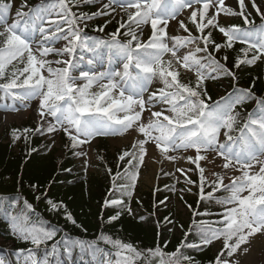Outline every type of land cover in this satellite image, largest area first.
I'll list each match as a JSON object with an SVG mask.
<instances>
[{"label": "snow or ice", "instance_id": "snow-or-ice-1", "mask_svg": "<svg viewBox=\"0 0 264 264\" xmlns=\"http://www.w3.org/2000/svg\"><path fill=\"white\" fill-rule=\"evenodd\" d=\"M93 3L102 6L92 13L77 14L70 6ZM113 5L121 8L127 20L122 17L118 27L108 33L106 39L85 32L87 21L109 16L115 12ZM239 6L241 11L238 14L250 25L247 28L219 23L220 13L237 14L225 6V0H108L107 3L103 0H40L32 7H28L27 0H24L10 23L9 13L14 4L10 0H0V25H3L0 30V91L12 101L0 107L5 112H16L30 107L31 101L38 99L40 123L34 130L25 128V134H55L62 130L77 157L86 156L84 146H90L98 137L122 136L129 131L142 136L134 139L130 150H124L118 156L119 161H126L124 176L128 182L119 188L129 202L105 199V208L114 206L121 209L107 218L108 223L117 221L123 210L129 215L134 214L130 200L148 154L149 143L159 150L160 164L165 160H184L194 165V168L176 169L183 176L185 185L179 190L180 199L184 193H192L193 187L198 189L193 193L199 197L195 209L184 202L192 210L193 217L213 214L199 211L203 201L215 199L218 204L233 205L218 213L221 217L218 221L197 222L193 219L199 239L189 241L193 231L190 225L176 249L165 252L167 243L163 247L157 243L155 247L140 250L103 232L92 241L68 236L55 240L61 231L59 226H38V223H46L39 221L25 227L21 223L22 219L26 220L23 213L13 216L0 203V215L8 223L11 233L32 245L28 249L17 250L18 260L23 257V264H68L73 251L79 248L81 258L89 253L93 260L97 253L105 257L114 254L116 264H135L138 259H144L145 264H198L184 250H202L214 241L222 240V248L209 264H242L241 257L249 252L246 245H250L257 234L264 236V96H257L253 91L259 77L254 78L253 84L247 88L234 85L231 92L217 100H212L205 86V80L209 78L228 76L237 79L236 73L227 67L228 56L224 55L225 63H221L213 54L233 48L236 42L246 47L240 49L243 57L237 56L235 68L264 62V13L252 0V7L261 15V23L256 25L244 14L245 0H239ZM25 8L27 11L23 10ZM184 8L192 9L188 21L199 35H193L185 21L179 20V28L187 35L170 36L169 22L176 19ZM213 8L215 11L210 13ZM54 13L56 19L52 18ZM81 23L84 27L80 26ZM108 23L110 21L106 20L104 26H98L94 31L103 32ZM146 26L151 31L145 40ZM210 28L223 34L226 38L224 43H217L212 38V31L206 32ZM60 42H63L61 47H54ZM193 44L196 45L193 51H182ZM210 47L212 51H209ZM198 53L204 55L199 56ZM165 55H170V58L165 60ZM49 56L61 59H47ZM13 62L23 64V67L9 71ZM181 68L194 71L195 81L182 82ZM81 80L84 82L77 83ZM153 81L162 86L151 91ZM94 86L98 87L97 91H92ZM250 101H255L256 106L237 129L241 115L237 108ZM157 106L162 107L153 110ZM233 132L238 134L234 136ZM18 133V129L12 130L13 142L20 139ZM52 143L55 144L54 139ZM189 151L194 155L171 154ZM209 153H215L211 161H208ZM217 157L223 160L221 167L224 171L214 172L215 179L209 181L201 162L214 163ZM228 170L238 171L240 175L230 177V182L225 184L224 173ZM196 173L198 181L192 179L191 174ZM120 175L117 172V176ZM164 175L172 176L174 173L164 172ZM113 187L117 186L113 184ZM207 187L211 191L206 192ZM171 190L175 191L174 185ZM218 191L229 194L215 197ZM40 198L36 197L37 200ZM47 203L50 211L63 209L66 220L76 224L63 201L48 199ZM24 204L26 209L33 210L27 200ZM164 221L174 223L169 217H164ZM211 224L223 226L212 227ZM48 241H54L50 247ZM100 241L112 245L116 251L112 253L100 248ZM61 249L67 261L61 259ZM0 264H3L2 260ZM102 264H111V261Z\"/></svg>", "mask_w": 264, "mask_h": 264}, {"label": "trees", "instance_id": "trees-1", "mask_svg": "<svg viewBox=\"0 0 264 264\" xmlns=\"http://www.w3.org/2000/svg\"><path fill=\"white\" fill-rule=\"evenodd\" d=\"M31 6L38 4L35 0H30ZM87 13H91V5L88 4ZM117 23L107 24L103 32L94 31L98 26H104L105 22L94 20L93 23L87 24L85 32L90 36L100 38H107V34L113 32L118 27ZM250 21L254 22L252 18ZM238 22V21H237ZM258 25V24H256ZM237 26L247 28L250 25L237 23ZM123 31V30H122ZM209 31L208 29L206 32ZM212 31V38L217 43H224L225 37L218 29H210ZM193 35H199L197 32ZM203 47L202 44H200ZM246 45L236 42L231 49H222L219 53H213L216 59L221 63H225L222 59L224 55L228 56L226 62L227 67L236 73L237 79L233 80L228 76H221L227 83V87L220 83L205 82L208 94L212 100H217L219 97L231 92L233 86L237 87H250L255 80V87L253 91L257 96H264V62H257L256 65L248 66L241 65L239 69L234 67V62L237 56L243 57L240 51ZM209 51H212L211 47ZM251 56V53H249ZM23 67V64L14 63L10 66L12 68ZM180 80L184 83L195 81V77L185 71L180 72ZM224 89V90H223ZM222 91V95L218 93ZM4 97V93L0 91V99ZM255 101H250L242 106H238L237 111L241 113L237 129L247 119V113L255 108ZM38 124L27 121L21 125H10L0 131V203L3 204L5 210L15 216L23 213L26 217L22 219L21 223L28 227L33 222L44 221L43 225L38 223V226L47 227L48 224L52 226H59V231L54 238L60 240L61 237L68 236L70 238H80L82 240H96L97 237L103 232L111 236L114 240L119 239L125 243H131L140 250L155 247L157 243L161 247L167 243L164 248L165 252H172L184 239V233L188 231L189 226L192 225L193 231L190 233L189 241H197L199 238L195 234V225L193 219L197 222L204 221H218L221 219L218 213H222L225 206L218 204L215 199L203 201L200 204L199 211H208L212 215L196 216L193 217L192 210L185 206L192 205L193 209L197 207L198 189L192 191V195H184L182 202L189 210L192 218L183 219L180 213H177L176 205L170 206L167 200L170 198L169 192L171 186L169 184L158 185L152 190H142L138 187V196L135 195L137 186L133 191V196L130 200V207L137 210V215H129L126 210L122 211L119 219L111 223L107 222V218L114 215L120 208L109 206L105 208L103 202L105 199H124L128 203V197L123 196L119 186L124 185L123 180L126 161H119L118 156L124 150H130V146L123 148H112L107 139H100L95 147L97 155V173H89L82 170L76 162V156L73 154L74 150L71 148L70 141L66 135L62 137L63 153L58 154L57 149L50 148L45 133L29 132L25 134V128L35 129ZM18 129L20 139L13 142L12 130ZM234 136L237 132L232 133ZM27 136V139H25ZM17 146L18 150L15 149ZM35 149V151H33ZM30 153V154H29ZM102 157V159L100 158ZM191 165V164H190ZM202 165V164H201ZM205 175L209 181L215 179L214 172L209 171L205 165ZM194 168V165H191ZM70 169L71 171H65ZM111 169V172L108 170ZM117 172L121 175L117 176ZM193 180L199 179L198 173L192 176ZM224 183L226 180L224 179ZM115 184L117 187H113ZM36 185V188L32 186ZM169 186V187H166ZM158 189V190H157ZM206 192L211 191L210 187L205 189ZM229 193L218 191L215 197H224ZM37 196L41 198L36 199ZM167 200L165 201V198ZM63 201L76 220V224H72L66 220L64 210L50 211L47 200ZM27 200L33 206V210L25 208L24 201ZM160 201H165L161 204ZM143 217L145 221H141ZM164 217H169L174 223L168 224L164 221ZM79 225V226H77ZM181 225L183 227L181 228ZM173 229L170 231L169 227ZM212 227H222V224H211ZM54 241H48L50 247ZM32 247L29 242L19 239L13 235L9 229V225L2 215H0V260L3 264H18L17 250L28 249ZM43 247V246H41ZM99 247L106 249L112 253L116 251L112 245L105 244L103 241L99 242ZM187 255L195 258L198 264H209L216 256L211 245L204 247L202 250H184ZM61 259L67 261V256L63 255L61 249ZM39 256V253H38ZM117 257L113 254L110 256H103L97 253L95 260L92 255L84 254L81 258L79 248L73 251L72 259L68 264H102L104 261H111V264H116ZM135 264H145L144 259L136 260Z\"/></svg>", "mask_w": 264, "mask_h": 264}, {"label": "rangeland", "instance_id": "rangeland-1", "mask_svg": "<svg viewBox=\"0 0 264 264\" xmlns=\"http://www.w3.org/2000/svg\"><path fill=\"white\" fill-rule=\"evenodd\" d=\"M7 2H9V0H6ZM28 1V0H27ZM39 1L40 0H36ZM10 2H12L14 4L13 9L10 11L9 13V18L8 21L9 23L15 18V13L16 10L18 9L19 5L21 3L24 2V0H10ZM108 0H103V3H107ZM256 5L261 9V12L264 13V0H255ZM28 4V2H27ZM70 6L72 7V11L76 12L77 14H79V12H84L85 9V5L83 6H72L70 4ZM101 4L100 3H96V9L101 8ZM225 6L229 7L233 10V12L237 13L236 15H232V14H226V13H220V15L218 16V20L219 23L222 26H229L232 24L234 19H238V18H242L243 16L239 15L238 13L241 11L240 6H239V0H225ZM29 7V5H28ZM113 7L115 8V12L111 13L109 17L111 19H116L119 16L124 17L126 16V14H123L124 12L121 10V8L118 5H113ZM193 7H200V5H194ZM25 10H27V8H25ZM190 8H184L181 10L180 14L176 17V19L171 20L169 22V28H168V32L169 35H187V33H185L182 29L179 28V24L178 21L179 20H184L188 22V27L189 29L192 31V33H196L195 29L193 28V26L191 25V23L188 21V17L190 16L191 13ZM215 9H210L209 12L212 13L214 12ZM244 12L248 15H256V16H260V13H257L255 11V9L252 7V0H245V7H244ZM106 17H102V18H106ZM53 19H56L57 17L55 16V13L53 14ZM83 23H81V27H82ZM3 26V25H2ZM45 26L47 27V23L45 24ZM3 28L0 27V30H2ZM150 27H145L144 28V35L145 37H143V39H147V37L150 35ZM63 42L57 43L56 45H54V47H61ZM196 45H189L187 48L183 49L182 51H184L185 53H187L188 51H193L195 49ZM197 55L202 56V53H198ZM59 59H61V57H57ZM68 57H63V59H67ZM170 58V55H165L164 59L167 60ZM47 59H53V56H49L47 57ZM16 63V62H13ZM63 66V65H61ZM53 67H56V65H53ZM183 68L180 69V72ZM185 70V69H184ZM205 71H210V69H205ZM189 73H193L195 74L194 71H187ZM215 74V73H214ZM45 75H47V73L45 72ZM75 75H78V73H75ZM214 79H207L205 81H212ZM82 81V80H81ZM81 81H78L77 83H80ZM162 84H160L158 81H153L152 87H151V91H155L157 90L158 87H161ZM98 87L94 86L92 91H97ZM5 103L11 104V98L8 97L7 99L4 100H0V105H3ZM162 106H157L156 108H154L153 110H160ZM38 112V99L37 100H33L31 101V106L27 107V108H21L19 111L13 112V111H8L5 112L3 110L2 107H0V123L2 128L6 127L10 124H20L26 120L29 119H35L37 120L38 115H36ZM145 117H147V113H145ZM146 122V119H145ZM63 131H57L55 134H49L47 133V136L50 138V141L52 142L53 139L55 140V144L52 143V147L53 148H59V146L61 145V141H60V135ZM64 133V132H63ZM99 138V137H98ZM98 138H96L95 140L92 141L91 145H85L84 146V150L87 152L86 156H82L79 157L78 161L80 162V164L82 165V168L85 170H88L89 173L91 172H97V168H96V157L92 151V147L97 143ZM136 138H142V136H139L136 132L134 131H129L128 133H125L122 136H110L107 137V139L109 140L110 144L112 147L114 148H120L122 146L125 145H132L134 139ZM221 140H223V136H221ZM148 148V154L145 157V161L144 164L141 166L140 168V174H139V178L137 180L138 184L141 186V188L143 190H148V189H152L153 187H155L157 184L163 183L166 180L170 179L173 182V185L175 186V191L173 192V195L171 197V199L169 200V203H175L177 206V213H180L182 217H184L185 220H187L189 218V212L187 210V208L184 206L182 199H180V195H178V192L180 193V189L183 188L184 185V178L182 177L180 172H177L176 169L177 168H190V163H187L184 160H177L176 162H169V161H164L163 164L158 163V161L161 159L160 155H159V150L156 149L154 147V145H152L151 143H149L147 145ZM173 155H184L187 156L188 154L190 155H194L193 152L189 151L187 153H171ZM213 156H215V153H209L208 154V161H211ZM85 161H87V163H85ZM208 161H203L212 171L214 170H221L224 171L221 167V165L223 164V160L220 159L219 157L216 158L214 163H209ZM161 168H163V172L161 171ZM258 170V169H257ZM164 172H173L174 175L172 176H166L164 175ZM226 177H227V181L228 183L230 182V177L232 176H236V175H240V172L238 171H232V170H228L225 173ZM179 181V182H178ZM187 193V192H186ZM184 193V194H186ZM247 193H244V195H246ZM184 197V196H183ZM233 205H227V207H232ZM23 225V223H22ZM24 226V225H23ZM213 249L216 253H219L220 249L223 246V242L222 240H216L212 243ZM247 247H249V252L247 254H245L244 256L241 257V261L242 264H264V236H261L259 234H257L255 237L252 238L250 245H246ZM21 264H23V260L21 262Z\"/></svg>", "mask_w": 264, "mask_h": 264}]
</instances>
